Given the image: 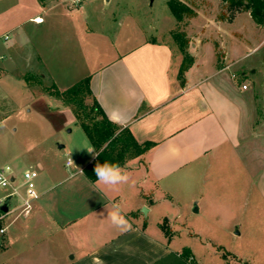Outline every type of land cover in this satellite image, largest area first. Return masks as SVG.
I'll return each mask as SVG.
<instances>
[{
	"label": "crops",
	"instance_id": "1",
	"mask_svg": "<svg viewBox=\"0 0 264 264\" xmlns=\"http://www.w3.org/2000/svg\"><path fill=\"white\" fill-rule=\"evenodd\" d=\"M64 6L60 0H0V38L6 40L0 45V73L29 68L31 58L25 53L29 47L47 73L43 77L50 76L58 89L66 90L90 77L92 92L108 118L129 129L138 143L155 145L127 163L123 169L130 178L116 189L85 176L84 169L96 158L89 152H95L90 142L85 144L86 155L78 171L68 177L48 176L43 156L29 161L25 170L38 171L37 178L41 175L35 181L36 198L30 211L21 214L28 198L27 189L26 194L19 193L26 188L23 183L12 186L18 195H11L9 188L4 197L10 200V213L0 223V228H5L0 236L4 255L0 264H158L175 254L144 226L146 214L156 207L154 191L170 194L191 182L198 171H207L219 160L223 164L228 156H240L241 148L242 154L251 156L257 125L246 112L243 91L248 89L237 88L235 75L229 76L234 62L226 63L228 51L222 44L221 60L216 47L208 63L200 60L205 41L192 44L194 63L182 79V53L157 39L142 42L95 73H89L84 61V68L77 67L85 73L77 79L75 65L66 68V63L75 60L76 50L86 57L78 35L85 36L90 45L91 33L86 28L80 30L73 20L66 23L78 37L73 43L74 54L56 39L58 33L53 30L62 28L57 24L59 17L70 13ZM237 17L225 23L233 24ZM177 53L179 58H175ZM71 74L74 79L70 80ZM66 163L67 168L73 166ZM44 172L47 178L42 177ZM123 185L129 190L124 198ZM260 186L264 191V171ZM17 196L19 202L12 209ZM113 204L120 205L131 225L129 230L112 224L108 213ZM143 207L147 208L145 214Z\"/></svg>",
	"mask_w": 264,
	"mask_h": 264
},
{
	"label": "rangeland",
	"instance_id": "2",
	"mask_svg": "<svg viewBox=\"0 0 264 264\" xmlns=\"http://www.w3.org/2000/svg\"><path fill=\"white\" fill-rule=\"evenodd\" d=\"M169 1L91 0L80 10L68 9V15L60 16L59 23L55 21L62 28L56 27L53 32L58 33L56 39L72 53L76 46L73 43L80 38L86 57L76 50L75 60L66 63V68L75 65L77 79L85 73L80 69L84 68V61L89 73H95L119 55L151 39L167 41L179 50L174 34L182 33L189 42L190 55L194 43L205 41L200 60L207 63L215 47L221 60L220 46H225L226 63L234 62L229 76L235 75L237 88L248 89L243 91L246 112L257 125L251 142L252 154L245 156L241 148L240 156H228L223 164L219 160L207 171H198L191 182L171 190L170 194L165 190L154 191L152 200L156 207L146 214L144 226L148 233L168 243L175 255L188 250L189 258L194 261L189 262L188 258L185 264H264V191L260 186L264 171V28L247 12L233 17L234 13L221 0H180L194 13L177 22ZM63 2L60 0L64 8ZM236 16L233 24L225 23ZM72 20L79 24L80 30L86 28L91 33V46L85 36L72 35L66 24ZM5 42L1 37L0 45ZM25 53L31 58L29 68L0 73V167L10 166L15 170L16 187L23 183L25 165L40 156L48 165V176L68 177L77 172L86 155L85 144H89L71 108L45 91L54 82L50 76L43 77L47 73L36 60V53L29 47ZM178 56L177 53L175 58ZM183 61L184 57L182 64ZM68 160L73 164L70 168L65 167ZM42 177L47 178V173ZM123 187L124 198L129 190ZM9 190L0 188V200ZM19 193L26 194V188L19 189ZM16 202L18 196L13 198L12 209ZM1 252L0 262L4 256ZM159 264L177 262L170 258Z\"/></svg>",
	"mask_w": 264,
	"mask_h": 264
},
{
	"label": "trees",
	"instance_id": "3",
	"mask_svg": "<svg viewBox=\"0 0 264 264\" xmlns=\"http://www.w3.org/2000/svg\"><path fill=\"white\" fill-rule=\"evenodd\" d=\"M221 3L234 13L233 17L237 13L247 12L258 26L264 27V0H221ZM168 6L177 22H182L186 15L190 16L194 13L187 4L180 0H170ZM174 37L184 57L179 73L182 79L185 72L193 65L194 59L187 50L189 42L186 36L179 33L174 34ZM40 83L41 81L38 84L41 85ZM90 84V77H87L66 90H60L52 84L45 91L50 96L60 99L66 107L71 108L77 125L86 134L94 151L100 153L83 171L89 180L95 182L97 179L94 168L97 163L102 164L108 161L118 163L124 168L130 160L147 153L155 143H138L129 129H122L112 122L97 101ZM174 256L159 263L174 258L177 264H185L184 261L189 258L190 252L185 250Z\"/></svg>",
	"mask_w": 264,
	"mask_h": 264
},
{
	"label": "built area",
	"instance_id": "4",
	"mask_svg": "<svg viewBox=\"0 0 264 264\" xmlns=\"http://www.w3.org/2000/svg\"><path fill=\"white\" fill-rule=\"evenodd\" d=\"M65 5L68 7V9H80L82 8L86 3L90 2L91 0H63ZM6 39H8V36H6ZM243 89H246V86H243ZM66 165L69 167L71 166V161L68 160ZM38 177L37 171L34 170H28L25 171L22 178H23V185L27 189V196L28 198L23 201V206L21 208L20 213L21 214H27L31 207H32V201L34 198H36L35 193V180ZM15 183L14 179V172L13 169L10 166L0 167V188H11V195H18V189L13 188V184ZM5 201V198L0 200V204L2 205ZM8 213H3L0 211V223L4 221L7 217ZM5 228H0V236L4 235ZM194 261L192 257L189 258V262Z\"/></svg>",
	"mask_w": 264,
	"mask_h": 264
},
{
	"label": "clouds",
	"instance_id": "5",
	"mask_svg": "<svg viewBox=\"0 0 264 264\" xmlns=\"http://www.w3.org/2000/svg\"><path fill=\"white\" fill-rule=\"evenodd\" d=\"M89 152L93 153V158L100 155V153L92 152L91 150H89ZM94 173L99 183L113 189L122 183H126L129 179L126 171L118 163H111L108 161H104L102 164L97 163L94 168ZM108 216L112 224L118 229L126 231L131 228L129 221L126 219L125 215L122 214L119 204H113V210L108 213Z\"/></svg>",
	"mask_w": 264,
	"mask_h": 264
},
{
	"label": "water",
	"instance_id": "6",
	"mask_svg": "<svg viewBox=\"0 0 264 264\" xmlns=\"http://www.w3.org/2000/svg\"><path fill=\"white\" fill-rule=\"evenodd\" d=\"M10 208V200L7 199L5 202L1 205L0 211L3 213H8ZM142 212L145 214L147 212V208H143ZM0 248H1V238H0Z\"/></svg>",
	"mask_w": 264,
	"mask_h": 264
}]
</instances>
